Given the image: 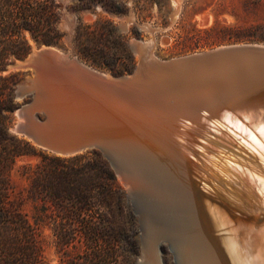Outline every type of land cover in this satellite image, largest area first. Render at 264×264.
<instances>
[{
	"label": "trees",
	"instance_id": "trees-1",
	"mask_svg": "<svg viewBox=\"0 0 264 264\" xmlns=\"http://www.w3.org/2000/svg\"><path fill=\"white\" fill-rule=\"evenodd\" d=\"M96 5L110 14L129 10L122 0H75L73 7L77 12L93 11ZM60 15L56 0H0V71L28 54L31 41L38 46L59 45L63 36ZM132 35L139 37L138 30L133 28ZM256 38L264 41V31ZM127 40V33L119 31L109 18L89 23L78 16L73 53L112 74L130 73L135 58ZM18 76L0 75V264H45L46 228L61 253V263L117 264V246L122 244L136 254L138 240L133 236L127 242L124 235L125 192L99 150L71 156L39 151L38 162L20 167L27 184L16 190L12 177L16 159L36 153L29 141L9 130L11 114L18 107L12 97ZM112 203L120 226L111 221L108 210ZM79 245H83L82 252L75 251Z\"/></svg>",
	"mask_w": 264,
	"mask_h": 264
},
{
	"label": "bare ground",
	"instance_id": "bare-ground-1",
	"mask_svg": "<svg viewBox=\"0 0 264 264\" xmlns=\"http://www.w3.org/2000/svg\"><path fill=\"white\" fill-rule=\"evenodd\" d=\"M138 44L141 51H147L144 43L134 41L132 46ZM52 51L64 57L55 48ZM32 72L40 74L35 69ZM168 75L174 83L178 74H163L164 80ZM183 86L180 91L189 100L199 95L191 85ZM143 93L141 102L127 99L123 103L127 110H118L132 126L128 163L133 166L144 157L152 160L187 200L190 215L179 251L182 264H264V136L259 131L264 127V76L251 85L242 84L238 99H228L235 110L218 104V111L204 117L191 105L182 111L193 115L188 121L171 108L168 98L160 97L157 102L152 93ZM126 177L138 180L131 170ZM151 264L158 263L153 259Z\"/></svg>",
	"mask_w": 264,
	"mask_h": 264
},
{
	"label": "water",
	"instance_id": "water-1",
	"mask_svg": "<svg viewBox=\"0 0 264 264\" xmlns=\"http://www.w3.org/2000/svg\"><path fill=\"white\" fill-rule=\"evenodd\" d=\"M136 46L132 48L140 53V62L128 75L108 76L65 54V60L60 59L48 45L8 63L5 70L31 68L40 73L26 74L13 85V96L22 103L15 109L19 121L11 130L59 156L97 149L127 183L132 126L118 112L127 110V99L141 102L143 92L152 93L157 102L168 98L171 108L188 121L193 115L182 111L191 105L204 117L218 111V104L235 110L230 100L240 97L242 84L264 76V44H231L168 60L147 57L140 44ZM163 74L178 75L173 83ZM185 84L199 94L192 101L182 92ZM207 236L212 242L211 234Z\"/></svg>",
	"mask_w": 264,
	"mask_h": 264
},
{
	"label": "rangeland",
	"instance_id": "rangeland-1",
	"mask_svg": "<svg viewBox=\"0 0 264 264\" xmlns=\"http://www.w3.org/2000/svg\"><path fill=\"white\" fill-rule=\"evenodd\" d=\"M122 1L126 2L129 10L125 14L118 15L110 14L102 10L98 5L95 6L93 11L85 9L77 12L73 7L75 0H56L61 14L59 28L63 36L59 45L48 46L54 47L69 58H77L83 64L108 76H120L132 73L140 62V53L132 48L134 41L148 46L147 51H142V54L154 56L153 58H158V60L178 58L231 44H264V41L256 38L264 31V27H262L264 25V0ZM78 16H81L84 22L89 23L94 22L99 17L109 18L119 31L124 34L127 33V43L132 49L135 58L134 68L130 73L112 74L109 69L91 66L73 53L72 37ZM133 28L138 30L139 37L132 35ZM31 44V50L40 49L41 46L45 45L38 46L33 41H31ZM31 72V68L9 70L4 68V70L0 71V75L19 74L17 81L14 83L16 85L24 75L31 74ZM12 97L18 102V106L22 103L21 99H16L13 96V92ZM160 105H157L156 108H159L158 106ZM17 121H19V117L14 110L9 124L10 132L26 139L36 149V153L33 155H24L16 159L12 177L18 191L27 184L26 177L20 174V167L23 164L38 162L40 155L37 152H49L36 146L28 138L14 133L11 128ZM144 158L141 160L136 159L133 166H128L127 174H129L130 170L133 173L135 172L138 180H130L125 183L120 175L116 173L118 181L125 192L123 201L124 220L127 225V228L124 229L125 240L129 242L133 236L138 240V251L136 254L132 253L129 245L122 244L117 246L119 255L116 262L117 264H151L154 259L158 264H182L179 251L188 230L186 226L187 216L190 215L188 202L183 197L184 195L181 194L179 186L174 184V180L161 167L153 165L152 160ZM140 170L143 172H139ZM179 200L184 203L179 202ZM108 211L113 225L120 226L121 221L116 215L115 204L112 203ZM177 215L179 216L176 217ZM176 222L177 224H175ZM44 234L46 235L43 244L45 264H65L60 261L61 253L57 251L51 231L46 228ZM79 246L75 250L76 252H82L83 245Z\"/></svg>",
	"mask_w": 264,
	"mask_h": 264
},
{
	"label": "snow or ice",
	"instance_id": "snow-or-ice-1",
	"mask_svg": "<svg viewBox=\"0 0 264 264\" xmlns=\"http://www.w3.org/2000/svg\"><path fill=\"white\" fill-rule=\"evenodd\" d=\"M259 131H260V134H261L262 136H264V127H262Z\"/></svg>",
	"mask_w": 264,
	"mask_h": 264
}]
</instances>
